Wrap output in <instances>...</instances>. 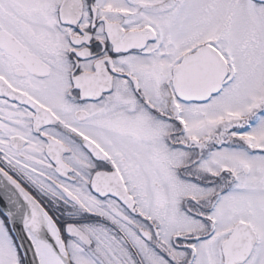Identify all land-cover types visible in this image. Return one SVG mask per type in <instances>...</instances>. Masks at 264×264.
Returning <instances> with one entry per match:
<instances>
[{
	"label": "snow or ice",
	"instance_id": "6c2138e0",
	"mask_svg": "<svg viewBox=\"0 0 264 264\" xmlns=\"http://www.w3.org/2000/svg\"><path fill=\"white\" fill-rule=\"evenodd\" d=\"M0 264H264V0H0Z\"/></svg>",
	"mask_w": 264,
	"mask_h": 264
}]
</instances>
